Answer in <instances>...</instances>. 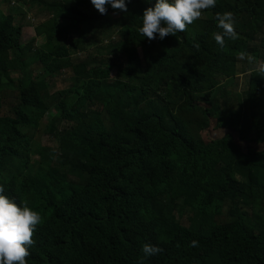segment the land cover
Instances as JSON below:
<instances>
[{
    "label": "trees",
    "instance_id": "trees-1",
    "mask_svg": "<svg viewBox=\"0 0 264 264\" xmlns=\"http://www.w3.org/2000/svg\"><path fill=\"white\" fill-rule=\"evenodd\" d=\"M30 2L52 14L35 49L0 15V185L42 216L27 264H264V0H216L163 40L139 32L148 0L105 14L91 0ZM225 11L238 35L221 47ZM119 26L124 39L99 46L123 61L113 78L104 58L75 60ZM249 53L248 100L262 99L245 114L216 90ZM37 66L71 68L76 83L50 91ZM144 243L162 251L144 258Z\"/></svg>",
    "mask_w": 264,
    "mask_h": 264
},
{
    "label": "clouds",
    "instance_id": "clouds-1",
    "mask_svg": "<svg viewBox=\"0 0 264 264\" xmlns=\"http://www.w3.org/2000/svg\"><path fill=\"white\" fill-rule=\"evenodd\" d=\"M129 0H91V4L101 14L108 11V7L127 11ZM150 6L145 8L142 15V26L139 32L149 40H163L169 34L177 35L198 19L202 10L214 8L216 0H148ZM218 27L222 32L215 34V41L221 47L225 44V37L235 39L238 35L235 28V18L231 11L217 13ZM197 47L199 45H196ZM42 216L27 205H20L5 194L0 185V264H27L26 257L34 243L33 233L41 223ZM193 239L191 246H198ZM162 249L158 245L144 243L142 252L144 258L158 254Z\"/></svg>",
    "mask_w": 264,
    "mask_h": 264
},
{
    "label": "rangeland",
    "instance_id": "rangeland-1",
    "mask_svg": "<svg viewBox=\"0 0 264 264\" xmlns=\"http://www.w3.org/2000/svg\"><path fill=\"white\" fill-rule=\"evenodd\" d=\"M44 10L45 9H41L37 2H34L33 4L30 2V0H0V15L11 11L16 16V22L22 24V34L20 40L26 46H28L30 43H33L34 46L32 49L41 46L46 39L44 34H39L36 32V26L45 19L52 16V14H47V12ZM62 19L68 23V19ZM120 28V26L118 28L115 27L109 34V38L90 44L87 49H81L76 55L74 54L73 57L75 60L82 59L84 56L88 55L95 58H104L105 61H103L102 64L108 65L112 68L111 77L113 78L118 72V65L122 60H119L117 57H115V55L114 58H110L112 56L111 53H106L104 50L105 48L103 47L104 49H102L99 46H106L108 41L116 43L120 40H123L124 35L121 33ZM67 43L70 44V41L67 40ZM258 64L259 61L257 55L254 53L239 56L237 74L226 79L223 78L216 90L217 95L223 91L226 93L224 95L228 97L230 96V106L235 107L237 110H241V112H245V114L253 110L254 112H257L259 106L257 105V102L262 99L261 93L252 94L250 98L252 97L253 101L249 102V96L247 95L248 73L251 68L256 67ZM36 68L37 69H34V75L45 79L48 83L50 91L69 87L76 83V76L71 68H65L55 73L46 71L43 69V66H37ZM218 98H220V96ZM135 105L136 103L134 102L132 106L134 107ZM5 110L7 109H3L2 111L5 113L7 112ZM50 115L52 116L53 113ZM51 116L44 118V123H48V121L51 119ZM198 219V214L192 209H187L182 217V221L185 222V224L190 225H197L199 221ZM223 219L224 217L221 216L220 220Z\"/></svg>",
    "mask_w": 264,
    "mask_h": 264
}]
</instances>
